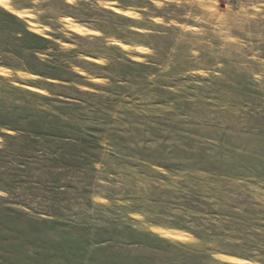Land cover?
Listing matches in <instances>:
<instances>
[{
	"label": "rangeland",
	"instance_id": "rangeland-1",
	"mask_svg": "<svg viewBox=\"0 0 264 264\" xmlns=\"http://www.w3.org/2000/svg\"><path fill=\"white\" fill-rule=\"evenodd\" d=\"M0 264H264V0H0Z\"/></svg>",
	"mask_w": 264,
	"mask_h": 264
},
{
	"label": "trees",
	"instance_id": "trees-1",
	"mask_svg": "<svg viewBox=\"0 0 264 264\" xmlns=\"http://www.w3.org/2000/svg\"><path fill=\"white\" fill-rule=\"evenodd\" d=\"M121 3H122L123 5H125V3H123V2H121ZM15 18L21 21V19H20L19 17H16V16H15ZM26 31H27V33L30 34V35H33V36H35V37H40V36H39L38 34H36L35 32L31 31V30L28 28V26L26 27ZM41 38H43L44 40H48V39L45 38V37H41ZM46 49H47V48H46ZM37 51H38V50H37ZM37 57H38V54H37Z\"/></svg>",
	"mask_w": 264,
	"mask_h": 264
},
{
	"label": "bare ground",
	"instance_id": "bare-ground-1",
	"mask_svg": "<svg viewBox=\"0 0 264 264\" xmlns=\"http://www.w3.org/2000/svg\"><path fill=\"white\" fill-rule=\"evenodd\" d=\"M77 27H78L79 30H84L85 29V27H83L81 25H78V24H77Z\"/></svg>",
	"mask_w": 264,
	"mask_h": 264
}]
</instances>
